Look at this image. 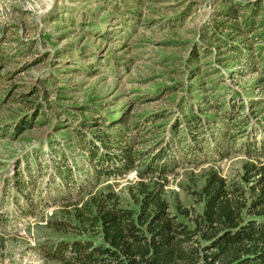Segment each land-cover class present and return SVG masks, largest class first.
<instances>
[{
	"label": "rangeland",
	"instance_id": "374dc122",
	"mask_svg": "<svg viewBox=\"0 0 264 264\" xmlns=\"http://www.w3.org/2000/svg\"><path fill=\"white\" fill-rule=\"evenodd\" d=\"M230 3L242 4V13L260 5L254 34L264 36V0H0V264H57L39 244L77 237L50 223L79 226L68 205L79 196L112 190L128 201L136 170L94 180L77 146V132L94 139V118L139 132L136 150L146 153L171 129L185 132L192 113L215 132L231 104L238 119L264 120V61H233L218 42L228 39L216 24ZM23 117H35L34 126L15 133ZM229 153L167 174L171 207L199 210L195 193L211 168L239 181L245 157ZM63 156L76 183H85L76 193L59 194L52 178ZM17 174L29 195L16 192ZM78 237L94 240L88 232Z\"/></svg>",
	"mask_w": 264,
	"mask_h": 264
},
{
	"label": "trees",
	"instance_id": "16d2710c",
	"mask_svg": "<svg viewBox=\"0 0 264 264\" xmlns=\"http://www.w3.org/2000/svg\"><path fill=\"white\" fill-rule=\"evenodd\" d=\"M242 7L230 3L219 12L224 18L216 26L220 33L227 31L228 39L218 42L233 61L252 66L264 61V46L256 44L264 36L254 34L261 6H246L249 13H242ZM3 64L0 60V69ZM10 96L11 92L6 98ZM233 106L227 105L226 118L217 119L221 132L209 129L192 113L185 132L171 129L149 153L136 150L142 144L139 132L129 131L124 122L114 126L107 116L94 118V125L100 126L91 133L94 139L76 133L77 146L92 168L94 180L132 170L138 180L128 187L127 202L107 190L85 201L79 196V207L80 201L68 204L73 206L72 217L79 226L70 219H54L50 227L64 233L75 231L77 237L39 244L40 253L57 264H264V120L238 119ZM24 118L15 125V133L34 126L35 117ZM231 149L245 157L239 181L229 182L211 168L195 193L199 210L179 202L171 207L164 194L167 174L184 163L223 158ZM57 161L61 164L53 167L52 178L60 182L58 193L83 189L85 183H76L65 157ZM25 184L19 176L13 184L22 196L29 195ZM87 232L94 240L78 237Z\"/></svg>",
	"mask_w": 264,
	"mask_h": 264
}]
</instances>
